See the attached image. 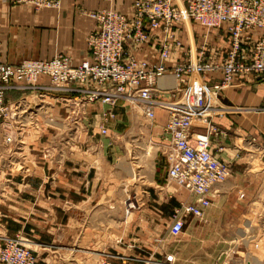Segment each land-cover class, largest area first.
Returning a JSON list of instances; mask_svg holds the SVG:
<instances>
[{
    "label": "crops",
    "instance_id": "crops-1",
    "mask_svg": "<svg viewBox=\"0 0 264 264\" xmlns=\"http://www.w3.org/2000/svg\"><path fill=\"white\" fill-rule=\"evenodd\" d=\"M133 1L60 0L57 9L37 10L28 0H0V57L5 63L16 65L27 60L46 61L55 55H65L74 64H79L88 60L85 38L95 27V22L87 13L112 10L129 16ZM185 1L172 0L178 7L183 6ZM176 30L181 47H171L167 67L188 60L216 64L224 59L228 48L226 25L206 31L196 24L181 22L176 25ZM263 35V31L254 32L252 41ZM152 36L153 40L142 50H130L137 59L151 63L156 61L161 35L153 32ZM201 50L203 55H200ZM203 79L208 86H212L219 82L220 74H204ZM38 84L48 86V81L40 78ZM176 88L174 78L167 75L158 82L156 90L170 92ZM7 98H23L29 102V96L21 93L11 92ZM34 99L39 109L35 112L31 108L32 113L25 117L27 133L32 136L36 150L33 151V158L29 159L34 173L25 179L0 180V186L6 190L5 217L22 221L27 225L22 230L33 234L36 240L34 233L42 229L39 225L53 221L52 226L45 227L49 233L62 228L58 221H68L63 226V232L69 234L77 252H96L101 253L99 257L108 258L124 256L130 259L131 264H173L170 262L176 259V254L173 237L168 233L170 218L180 202L192 203L194 199L174 184L167 183L166 171L164 175L159 172L162 178L152 176L150 187L138 199L139 204L135 200L137 212L133 214L136 224L133 231L126 233V198L121 195L111 198L108 194L112 174L125 178L124 173L128 176L127 169H132L120 156L125 149L121 150L122 142L111 130L110 124L120 114L118 105L115 106L117 118L108 125L109 136L100 138L94 135L90 140L80 132L81 126L76 133L73 129L62 131L63 126L68 124L69 114L60 94L54 92ZM163 100H170L169 96L165 95ZM104 109L103 105L95 103L83 111L81 123L88 135L96 133L95 128ZM211 112L210 121L215 131L210 136V152L230 164L228 180L233 173L246 166L243 162L250 156L248 149H264V78L236 77L229 88L218 94ZM165 122L166 113L155 109L150 126L152 135L162 138ZM73 137L77 139L74 142ZM26 145L29 148L27 142ZM87 146L91 147L89 152H85ZM3 172L4 177H9L8 171ZM134 175L137 177L136 173ZM226 183L215 187L211 202L221 196L220 190ZM108 204L115 205L117 211L113 213L111 210L115 208L111 209ZM188 219L197 220L187 216L184 223ZM204 231L199 227L184 228L180 236L182 250L190 246L194 236L202 235ZM38 243L43 241L38 240ZM38 243L30 242V245L40 246ZM83 244L84 248L81 247Z\"/></svg>",
    "mask_w": 264,
    "mask_h": 264
},
{
    "label": "built area",
    "instance_id": "built-area-1",
    "mask_svg": "<svg viewBox=\"0 0 264 264\" xmlns=\"http://www.w3.org/2000/svg\"><path fill=\"white\" fill-rule=\"evenodd\" d=\"M28 2L37 10L57 9L60 5V0ZM88 17L95 22L85 38L88 60L74 64L65 55H55L46 61L27 60L10 65L0 57V170L8 171L6 182L34 173L33 163L26 155L25 117L36 105L23 98L7 100L11 92H33L37 99L54 92L60 94L74 133L81 126L80 132L90 140L94 135L109 136L108 125L117 118L115 106L119 101L129 106L135 104L148 122L154 120L155 109H162L166 113L162 132L169 144L165 154L166 182L194 199L192 203L180 202L174 209L168 225V233L174 237L181 233L184 217L203 219L215 187L223 184L230 173V164L210 152V136L215 131L210 121L212 104L236 77L264 78V35L253 41L251 38L254 32H264V0H186L182 7L172 0H134L129 16L101 10L89 13ZM181 22L196 24L206 31L226 25L228 48L222 62L188 60L167 67L171 47H181L176 34V25ZM153 32L161 35L156 61L137 59L130 50L146 47L153 40ZM213 73L220 74L219 82L208 86L203 75ZM167 75L174 78L176 90H156L158 82ZM40 78H45L48 86L38 84ZM165 95L173 100H163ZM95 103L105 109L96 133L88 135L81 123L82 115L88 105ZM90 150L87 146L85 152ZM4 243L0 264H35L31 250L19 240L5 239ZM96 264L131 261L124 256L101 257Z\"/></svg>",
    "mask_w": 264,
    "mask_h": 264
},
{
    "label": "rangeland",
    "instance_id": "rangeland-1",
    "mask_svg": "<svg viewBox=\"0 0 264 264\" xmlns=\"http://www.w3.org/2000/svg\"><path fill=\"white\" fill-rule=\"evenodd\" d=\"M178 5L181 6L179 2ZM25 94L29 96V101L36 105L34 110L37 112L39 109L37 107L38 102L34 99L37 98L36 93L27 91ZM170 99L173 100V98ZM7 100L9 99L7 98ZM117 105L120 114L117 120L110 124L111 130L117 133L118 140L122 142L121 150L125 149L120 156L123 157V161L130 164L132 169H127L129 177L125 173V178L112 174L108 194L111 198L121 195L126 200L132 195L137 204H139L138 199L143 195V191L150 187V178L152 176L162 178L159 172L163 173L166 171L164 157L168 149V141L164 137L159 139L152 135L150 132L152 122L146 121L141 116L135 104L129 106L126 102L119 101ZM63 127V132H70L72 129L74 131L73 124L69 122ZM82 131L84 132V129ZM26 136L28 139L30 138V144L28 139H26L29 146L26 149V155L28 159H32L33 151L36 150L31 141L32 136H29L28 133ZM263 150L260 147L258 149L252 147L248 149L247 154L250 156L243 162L246 166L240 171L233 173L232 177L224 182L227 183L220 190L221 196L217 200L210 202L209 207L204 210L202 222L198 221V219L194 221L188 219L183 224L181 233L173 237L176 259L174 258L170 263L264 264V258L263 260L261 259L264 257ZM134 173H136L137 177H134ZM4 174L0 170V180L4 179ZM5 191V188L0 186V249L5 248V239L19 240L24 247L31 250L35 257V264H96L101 259L99 257L101 253L77 252L75 250L69 234L63 232V226L68 221H58L62 228L57 229L56 232L50 231V234L46 232L48 229L45 227L47 225L52 226L53 221L39 225L42 229L34 231V234L37 235V240L32 237L33 234L27 233L28 231L26 232V230L23 231L22 228L27 225L23 224L22 221L5 217ZM108 206L111 209L115 208V205L112 204H108ZM111 211L115 213L117 209L115 208V210ZM136 212L137 210L134 209L129 216L125 215L124 227L126 233L133 231L135 227L136 222L133 213ZM205 217H207L206 220ZM119 220L122 221V218ZM121 221L118 222L120 223ZM116 222L115 220V224ZM197 227L205 231L202 235L194 236L193 241L189 243L190 246H185V249L182 250L180 236L184 228L186 230ZM38 240L43 241V243H38ZM25 241L38 243L40 246H35L36 248L26 246L23 244ZM81 247L84 248L85 244Z\"/></svg>",
    "mask_w": 264,
    "mask_h": 264
},
{
    "label": "bare ground",
    "instance_id": "bare-ground-1",
    "mask_svg": "<svg viewBox=\"0 0 264 264\" xmlns=\"http://www.w3.org/2000/svg\"><path fill=\"white\" fill-rule=\"evenodd\" d=\"M137 208L136 205V201L135 199L132 197V195H130V197L125 201L124 203V211L126 215H130V213ZM24 245L26 246H31L29 242H23ZM34 246V245H33ZM32 247V246H31ZM30 248V247H29ZM36 248V247H35Z\"/></svg>",
    "mask_w": 264,
    "mask_h": 264
}]
</instances>
